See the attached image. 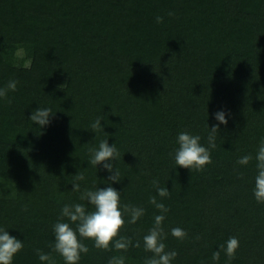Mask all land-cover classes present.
<instances>
[{
    "label": "trees",
    "instance_id": "16d2710c",
    "mask_svg": "<svg viewBox=\"0 0 264 264\" xmlns=\"http://www.w3.org/2000/svg\"><path fill=\"white\" fill-rule=\"evenodd\" d=\"M10 81L16 90L0 98V228L24 243L13 264H47L37 249L65 264L53 225L66 204L94 210L80 200L85 189L109 186L110 174L89 163L105 139L120 152L122 180L111 186L145 214L121 230L132 240L126 252L85 239L79 264L114 256L145 264L153 254L143 237L161 214L151 196L169 209L162 227L166 250L178 253L172 264H264V203L253 194L264 140V0H0V89ZM38 108L54 114L43 128L29 119ZM218 111L228 123L212 163L177 166L178 134L207 147ZM97 118L104 130L93 131ZM248 154L247 165L237 163ZM153 179L170 196L159 197ZM175 227L187 238H174ZM229 237L239 239L235 258L221 252L214 261Z\"/></svg>",
    "mask_w": 264,
    "mask_h": 264
},
{
    "label": "clouds",
    "instance_id": "9594fccd",
    "mask_svg": "<svg viewBox=\"0 0 264 264\" xmlns=\"http://www.w3.org/2000/svg\"><path fill=\"white\" fill-rule=\"evenodd\" d=\"M156 22L162 23L163 17L158 16ZM16 87L17 81H10L6 88L0 89V98H6L8 91H15ZM226 115L224 111L215 113L218 124L213 125L210 129L207 147L200 143L199 135H192L187 131L180 132L177 137L179 147L174 155L175 164L190 171H203L207 165L211 164V149L216 147L215 140L216 134L219 132V125L226 126L228 123ZM51 116L54 114L50 108H38L33 111L29 119L43 128L50 124ZM91 127L93 131L104 130L101 118H97ZM89 151L91 154L89 163L96 168L97 165H102L103 169L110 174L106 180L109 186L94 190L85 189L81 193L80 200H86L93 207L92 211H89L82 203L66 204L62 208L61 219L53 225L55 242L52 248L63 257L65 264H79L81 254L89 252V248L83 243L85 239L93 240L97 249L109 250L110 246H114L115 249L126 252L132 246V240L120 235V232L128 223L135 224L145 214L143 207L121 204V192L111 186V183H119L122 180L119 170L114 167V161L120 157L115 143L109 146L108 139H105L99 143L98 149L92 148ZM252 159L251 154L244 155L237 163L247 165ZM255 159L258 175L255 177L253 194L258 203H264V140L261 141ZM76 179L84 180L83 174H77ZM152 184L159 197L170 196L168 188L160 187L158 180L153 179ZM72 185V191H81L80 184L73 183ZM149 203L154 205L161 214L155 216L154 226L143 237L145 251L153 254L145 261V264H172L178 253L175 250H166L164 240L167 238V233L162 227L169 209L163 203L158 202L156 196H151ZM128 217L130 219H127ZM64 218H67L68 222H64ZM73 224H75V228L72 227ZM171 235L176 239L184 240L188 233L182 228L175 227L171 229ZM134 246L139 248V241ZM23 248L22 240L0 228V264H13L15 255ZM238 249L239 239L229 237L225 244L219 246L218 251L213 252L212 259L219 261L221 252H224L229 260L234 259ZM36 251L41 262L55 264V260L50 254H45L39 249ZM108 264H125V257L114 256Z\"/></svg>",
    "mask_w": 264,
    "mask_h": 264
}]
</instances>
